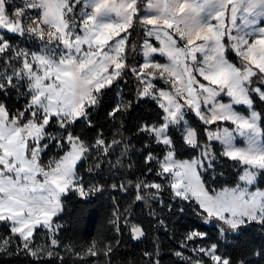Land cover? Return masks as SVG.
I'll return each mask as SVG.
<instances>
[{
    "label": "snow or ice",
    "instance_id": "6c2138e0",
    "mask_svg": "<svg viewBox=\"0 0 264 264\" xmlns=\"http://www.w3.org/2000/svg\"><path fill=\"white\" fill-rule=\"evenodd\" d=\"M78 2L20 0L9 14L11 0H0V33H27L45 41L46 45L61 46L32 52L17 49L0 34V63L10 68L13 64L20 65L12 68L10 74L0 72V93L6 95L7 89H17L18 84L27 82V92L19 93L26 98L21 110L12 113L0 102V222L10 224L12 234L4 239L0 251H5L4 246L18 237L22 247L17 246V253L37 260L45 254L57 255L51 249L59 247L57 233L61 226L55 225V218L63 211V196L76 191L86 197L102 187L85 188L76 165L93 150L98 153L97 159L106 157L122 141L109 142L103 132H98L90 144L71 131L51 134L47 129L53 120L60 129H70L81 118L91 127L87 109L98 103L104 88L129 71L137 82L135 99L152 98L162 110L161 123H141L137 129L154 137L164 148L159 156L148 152L143 161L144 175L151 176L155 171L161 182L138 179L134 185L129 180L111 187L127 193L134 186L133 203L158 199L167 187L173 198L194 202L205 222L220 223L222 235L224 229L236 230L253 221L264 223V190L256 187V174L264 171V151L232 146L234 133L244 135L256 130L258 114L252 111L251 119L245 118L234 111L233 105H249L254 93L264 100V28L252 39L237 38L231 32L238 11L249 13L264 8V0H119L118 3L92 0L91 11L77 23L74 10ZM30 9H39L41 15L29 16ZM143 9L153 12L142 16ZM105 13L114 15L102 22L99 17ZM26 18L30 21L28 26H25ZM136 18L146 37L140 47L143 63L130 66L126 63L125 43ZM153 39L159 42V47L153 45ZM229 49L239 64L227 59ZM198 54L203 59H198ZM155 55L166 57L168 62H155L152 59ZM157 80H163L169 87L158 88ZM222 94L229 97L227 103L218 100ZM132 103L121 100L108 115L115 121L121 110H127ZM186 110L193 111L205 125L206 139L202 145L200 133L187 127L182 134L185 144L201 151L190 160H181L177 159V146L168 134V127L182 120ZM228 123L235 128L220 126ZM45 140L49 143H44ZM214 140L223 142L225 148L221 154L241 163V168L236 187L210 193L202 173L205 166L212 167L209 161L214 156L211 147ZM53 143L63 154L42 164V154ZM99 167L97 163L96 168ZM113 216L110 223L117 232L124 226L132 239L144 236L143 229L132 222L130 215L123 216L117 209ZM160 225H164L163 220ZM40 228L49 234L47 249L33 248L34 233ZM205 236V232L193 228L184 235L180 248L188 250L189 244L203 241ZM95 244L94 241L88 249V255L98 254L93 250ZM111 251L109 246L107 253ZM190 251L195 259L182 251H176L175 255L189 264H205L204 258L211 264H231L227 256L219 253L215 243L195 244ZM144 255L148 258L147 264H153V254L145 252ZM155 264H159V259Z\"/></svg>",
    "mask_w": 264,
    "mask_h": 264
},
{
    "label": "trees",
    "instance_id": "16d2710c",
    "mask_svg": "<svg viewBox=\"0 0 264 264\" xmlns=\"http://www.w3.org/2000/svg\"><path fill=\"white\" fill-rule=\"evenodd\" d=\"M126 43L128 58L126 63L130 66L137 65L141 59V42L145 37L144 29L139 19L134 21V27L130 29ZM10 43L19 40L17 34H5ZM135 46V51L133 50ZM9 55H13L9 53ZM227 58L233 63L239 64V60L231 49L227 52ZM0 63V72L8 71L13 67ZM20 92H27L26 82L18 84V88L7 89V94L0 93V102H3L10 112L16 113L21 110L26 102V98L20 96ZM137 92V82L129 71L127 74L118 77L110 86L104 88L99 94L98 103L87 109V119L92 121L89 127L87 122L81 118L67 131L81 136L88 143H94L97 133L103 132L104 138L111 142L113 139L121 140L118 145H114L109 154L102 159H97L98 153L92 151L88 158L80 160L77 164V174L82 178L85 188L92 186H102L95 193L86 197H80L75 191L68 192L62 198L63 211L55 218V223L60 225L57 233L59 247L51 249L57 255L47 257L45 254L40 260L24 253H17V246L22 247V242L18 237L5 245V251H0V264H147L145 252L153 254V264L159 259V264H189L188 261L175 255L176 251H182L185 256L195 257L190 249L195 244L217 245V250L221 255L227 256L231 264H264V223L249 222L238 226L236 230L224 229L223 235L220 223L216 220L205 222L198 215V209L194 202L185 201L180 198H173V195L165 187L158 199L147 203L135 200L134 186L125 193L118 189H113L112 184H126L131 180L133 185L138 179L148 181L155 180L161 182L153 171L151 176H145L146 168L144 157L148 152L154 155H161L164 148L155 142L154 137L137 132L141 123L161 122L162 110L157 102L152 98L135 99ZM254 106L259 113V123L264 141V100L258 94H252ZM121 100L133 101L132 106L127 110H121L119 116L113 121L108 115L109 112ZM237 109L245 112L242 106ZM187 120L189 124L200 133L201 144L205 142V125L193 111L187 110ZM121 121L123 125L121 126ZM51 123L47 131L58 133ZM227 126L232 127L231 123ZM168 134L177 146L178 158H192L198 156L201 149L189 147L185 144L181 128L177 124L169 125ZM44 143H47L45 140ZM147 144V147L145 145ZM125 145L127 150L125 151ZM214 153L209 161L211 168L205 166L202 177L209 192L213 193L226 186H234L238 182V171L241 163L223 156L222 147L216 141L211 143ZM56 149L55 144L49 146L48 150L42 154L41 163H46L51 157L58 158L62 155ZM100 167L97 169L96 164ZM155 167V164L152 165ZM92 169V171H89ZM257 186L264 190V171L259 172ZM118 209L123 216H129L133 223H137L144 231V236L139 239H132L130 231L122 226L121 232H117L114 225L110 223L114 219L113 212ZM183 209V211H180ZM127 210V211H126ZM164 225H160V221ZM123 221H121V224ZM198 229L205 232L203 241L197 240L195 244H189V249H181L180 243L187 231ZM12 234L10 229L2 225L0 228V245L4 244V239ZM45 229L40 228L35 231L33 248L50 246V239ZM98 254L88 255V249L92 247ZM112 248L111 253H107L108 247ZM205 264L211 262L204 258Z\"/></svg>",
    "mask_w": 264,
    "mask_h": 264
},
{
    "label": "rangeland",
    "instance_id": "374dc122",
    "mask_svg": "<svg viewBox=\"0 0 264 264\" xmlns=\"http://www.w3.org/2000/svg\"><path fill=\"white\" fill-rule=\"evenodd\" d=\"M91 2H92V0H79L78 5L75 7V10H74V14L76 15L77 23L80 22V18L82 16L87 14L86 11L88 9H91L89 7ZM115 2L118 3L119 0H115ZM19 3H20V0H11V3L8 5V8H7L8 13L11 14V12L13 10V7L15 5L19 4ZM152 12H153V10L143 9L141 11L140 15L143 16V15H146V14H151ZM28 15L33 17V18H35V17L41 15V11L39 9H30ZM113 15L114 14H111V13H105V14L101 15L99 17V19L102 22H106V21L111 20L113 18ZM205 15L206 16L204 17V19H205V21H207V19H208L207 13H205ZM28 25H30V21L26 18L25 19V26H28ZM261 28H264V8H259L258 10L252 11V12H249V13H244V12H242V9H241L240 11H238L235 24L231 28V32L237 38L243 37L245 39H252L254 36L259 34ZM46 31H47V29H46ZM0 34H2L5 37V34H15V33H13V32H3V33H0ZM81 34H82V32H81ZM17 35L20 37V39L15 41L13 44L11 43V45L16 47L17 49L24 48V49L32 51V52H40L42 49H44L46 47H51L54 50L58 49L59 47H61L58 44L46 45L45 41H42V40L38 39L37 37H35V35H30V34H27V33L17 34ZM145 38L146 37H144V39ZM144 39L142 40L141 45L143 44ZM151 42L156 47L160 46L159 42L155 41L154 39ZM126 43H127V40H126ZM126 43H125V47H126ZM83 47L85 49H87V45H84ZM12 54L14 55V53H12ZM152 59L155 62H158V63H161V64H164V63L168 62L167 58L163 57L161 55H155V56L152 57ZM198 59H203V57L198 54ZM230 62H232V61H230ZM139 63H143L142 54H141V59L139 60ZM16 65L17 64H15V66ZM18 67H20V65ZM13 68H16V67H13ZM155 83H156V86L158 88H165L166 89V88L169 87L168 85H166L164 83L163 80H157ZM26 84H27V82H26ZM218 100L221 101V102L227 103L229 101V97L222 94V95H220L218 97ZM250 101H251V103L249 105H245L243 103L235 104V105H233V109H234V111L236 113L240 114L241 116H243L245 118H250V119H251V112L255 111L258 114V117L255 120L256 130H255L254 133H246L244 135H241L240 133H234L233 138H232V146L235 147V148L246 149V150H251V151H264V141L262 139V131H261L260 123H259V113H258L257 109L255 108L253 100L251 99V97H250ZM239 105H242L246 109V111L243 112V111L237 109L236 106H239ZM187 113H188V111L186 110L183 113V119L182 120H178L176 123H174V124H177V125L180 126L182 134L186 130L187 127H191L193 129V127L189 124V122L187 120ZM231 125H232V127H229V126L224 125V124H221L220 126L221 127L227 126L229 129H234L235 125H233L232 123H231ZM54 126L59 131L58 133H65L64 132L65 129H60L56 125V123H54ZM213 130H215V129L213 128ZM49 133L57 134V133H54L53 131H50ZM46 141H47V143H49L48 140H46ZM214 141H216V142H218L220 144V146L222 147V151H223L224 148H225V145L223 144V142L219 141V140H214ZM192 158H178L177 157V159H181V160H190ZM259 172L256 174V183H257V179H258V176H259ZM236 185H234V186H226L224 188L216 190L215 192H221L225 188L236 187ZM256 187H258V186L256 185ZM256 187H253L252 190L255 191ZM261 190H263V189H261ZM215 192H213V193H215ZM77 195L80 196L78 193H77ZM2 225H5V226H7L10 229V224H5L3 222H0V228H2ZM55 225H57V224L55 223Z\"/></svg>",
    "mask_w": 264,
    "mask_h": 264
},
{
    "label": "built area",
    "instance_id": "2783aa9c",
    "mask_svg": "<svg viewBox=\"0 0 264 264\" xmlns=\"http://www.w3.org/2000/svg\"><path fill=\"white\" fill-rule=\"evenodd\" d=\"M91 11V9H88L87 11H86V13H88V12H90ZM52 159H54V157H51L46 163H44V164H47L50 160H52Z\"/></svg>",
    "mask_w": 264,
    "mask_h": 264
}]
</instances>
